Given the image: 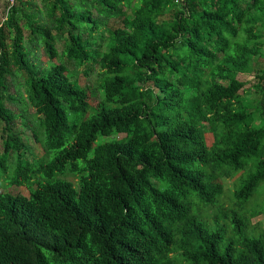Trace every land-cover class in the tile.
I'll use <instances>...</instances> for the list:
<instances>
[{
    "label": "trees",
    "instance_id": "16d2710c",
    "mask_svg": "<svg viewBox=\"0 0 264 264\" xmlns=\"http://www.w3.org/2000/svg\"><path fill=\"white\" fill-rule=\"evenodd\" d=\"M262 28L264 0H14L0 20V264H264L250 223L264 213ZM15 75L30 119L10 106ZM238 172L226 206L222 178Z\"/></svg>",
    "mask_w": 264,
    "mask_h": 264
},
{
    "label": "rangeland",
    "instance_id": "374dc122",
    "mask_svg": "<svg viewBox=\"0 0 264 264\" xmlns=\"http://www.w3.org/2000/svg\"><path fill=\"white\" fill-rule=\"evenodd\" d=\"M37 2L39 3V0H37ZM5 6H6L5 0H0V20L5 16V13H6L5 12L6 11ZM127 10L129 12V9H127ZM261 32L264 34V28L261 29ZM58 46H59L58 49L60 51L61 50V44L59 43ZM262 46L264 48V38H263V45ZM35 54H36L38 60L41 61L42 65H44V66L47 65V58L44 55H42L41 49H38ZM259 60L262 61V59H259ZM97 70H99V69L97 68ZM238 77L241 80H245L247 82L246 85H249V81L251 80L252 75H250V74H239ZM22 82H23V80H22L21 76H16V75L12 76L11 82L9 84V91L8 92L10 94H12L13 96H16L20 100V102H19V104L13 103V106L12 105H10V106L14 109L15 112L22 111L25 109L27 119H30L31 118L30 116H31L32 112L34 111V109L28 105V102H27V99H26V96H25V93L23 90L24 86L22 85ZM79 82L82 85H87V87H89V88L96 87L98 85V79H97L96 71L89 76L80 77ZM16 122H17L18 128H20L23 131V138H24L25 142L27 143V145L31 151L29 156L34 157L36 159L42 157L44 154V150H43L42 145H40V142L34 140L31 130L29 128L23 126L21 118L17 117ZM0 136H1V123H0ZM119 136H121V135H119ZM111 137L112 136H100L97 138V142H100L102 140H109V139H111ZM1 152H2V148H1V138H0V154H1ZM240 173L241 172H238L236 174L237 175L236 177L222 178V183L224 185V193L221 197V202L224 203V205H226V206L231 205L230 197H232V194L235 190L236 185L238 183H240L239 181L241 179V176L238 175ZM66 179L72 181L73 183L76 182L75 176H67ZM9 190L11 192H15V193L18 191V189L14 188V187H9ZM26 192H27V189L25 187H21V190L18 191L17 193H26ZM250 223H251V227L252 226L256 227L255 228L256 231H260V230L264 231V213L252 217ZM181 264H186V263L183 261Z\"/></svg>",
    "mask_w": 264,
    "mask_h": 264
},
{
    "label": "built area",
    "instance_id": "2783aa9c",
    "mask_svg": "<svg viewBox=\"0 0 264 264\" xmlns=\"http://www.w3.org/2000/svg\"><path fill=\"white\" fill-rule=\"evenodd\" d=\"M5 1H7V2L9 3V5H8V7L6 8L5 16L1 19V21L4 20V19L6 18V15H7V12H8V9H9L10 5L14 3V0H5Z\"/></svg>",
    "mask_w": 264,
    "mask_h": 264
}]
</instances>
